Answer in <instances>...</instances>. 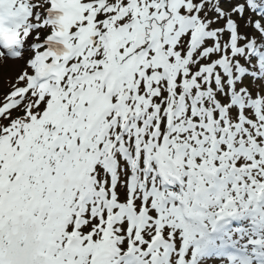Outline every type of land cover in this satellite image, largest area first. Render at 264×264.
Masks as SVG:
<instances>
[{"label": "snow or ice", "instance_id": "snow-or-ice-1", "mask_svg": "<svg viewBox=\"0 0 264 264\" xmlns=\"http://www.w3.org/2000/svg\"><path fill=\"white\" fill-rule=\"evenodd\" d=\"M229 5L0 0V264H264V0Z\"/></svg>", "mask_w": 264, "mask_h": 264}, {"label": "rangeland", "instance_id": "rangeland-1", "mask_svg": "<svg viewBox=\"0 0 264 264\" xmlns=\"http://www.w3.org/2000/svg\"><path fill=\"white\" fill-rule=\"evenodd\" d=\"M221 6L225 10H229V7H230L229 3L225 4V5L221 4ZM221 25H222V22H221ZM243 30H244V28H242V31ZM7 65H8V67L0 70V100H2L4 97V94L10 90L9 84H8V79L15 76V72L10 70L11 68L14 67L13 63L8 61Z\"/></svg>", "mask_w": 264, "mask_h": 264}, {"label": "trees", "instance_id": "trees-1", "mask_svg": "<svg viewBox=\"0 0 264 264\" xmlns=\"http://www.w3.org/2000/svg\"><path fill=\"white\" fill-rule=\"evenodd\" d=\"M246 30L250 32V26L249 25L246 26Z\"/></svg>", "mask_w": 264, "mask_h": 264}]
</instances>
